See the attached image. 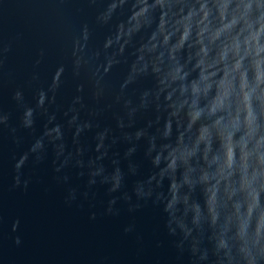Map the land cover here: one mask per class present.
<instances>
[{"label":"water","instance_id":"obj_1","mask_svg":"<svg viewBox=\"0 0 264 264\" xmlns=\"http://www.w3.org/2000/svg\"><path fill=\"white\" fill-rule=\"evenodd\" d=\"M223 2L0 0V264H264V83L251 56L241 62L256 87L243 190L239 147L222 179L211 129L239 110L233 140L246 130L237 74L227 111L206 110L244 55L243 43L239 56L220 60L222 50L245 20L264 25V0H227L221 19ZM202 72L216 75L193 122Z\"/></svg>","mask_w":264,"mask_h":264},{"label":"clouds","instance_id":"obj_2","mask_svg":"<svg viewBox=\"0 0 264 264\" xmlns=\"http://www.w3.org/2000/svg\"><path fill=\"white\" fill-rule=\"evenodd\" d=\"M228 8L227 0L219 5V13L221 19H223L226 11ZM237 23V18L233 17L227 25H224L221 29H219L214 35L213 39L217 38L222 32L231 30L235 27ZM259 23V21H257ZM247 31L248 35L244 37L243 41L239 40V35ZM264 32V25H261L256 28L255 31H252V24L245 20V26L241 29L240 33H237L236 37L232 38L231 45L228 48L222 50L220 55V60H224L227 56L228 52L231 51L233 56H239L240 54V45L243 43L244 45V55L240 56V59L235 60V63L232 64L231 68L224 69V75L221 80L217 84V95L215 98L210 101L207 106V115L208 117L216 116L217 113L226 112L228 109L227 101L230 95L233 92V80L236 79V76L233 74L238 75V87L240 92L241 102L243 104V111H244V119H243V126L246 129L244 134L240 137L238 141H234L233 137L236 132L240 131L241 129V120L239 118V110L237 111L236 116H232L230 113L228 118L226 119L224 116H220L219 118L215 119L211 125V129H215L218 137L221 140V148L223 150L224 156V163L223 166L218 169L217 175L220 176L222 179L227 180L232 173L229 171L227 176H224L223 173L225 169H231L233 165V158H234V150L239 147L241 152V184L240 188L243 190L247 184L249 183V179L246 175L247 169L244 164L248 153L245 151L247 145L255 133L254 122L255 116L252 112L251 107V99L253 93L256 91V87H259L261 83H264V60L260 58V54L264 52V45L259 43V39L261 33ZM251 56V62L249 65L250 70L253 73V80L256 87L249 88V81H248V69L242 70V61L246 57ZM211 67V65H209ZM216 75L215 72L210 73L209 75H204L203 72L201 73L200 81L204 84V87L201 89L198 87L197 84L192 85V93L196 99H193L192 108L193 111L191 112V119L195 122L205 111V109H197V100L200 95H207L209 89L211 88V84L207 83L211 79L212 76ZM231 77V78H230ZM247 89V91H246ZM203 142L205 144V151H208L209 144L211 142V131L209 127H202L199 132V136L197 137L196 144ZM259 146V141H257V147ZM195 149H193L194 153ZM190 153V154H193ZM216 158H213V162H215ZM254 178V177H253ZM203 179L207 180V176L203 177ZM217 184H219V180H217ZM227 190V189H226ZM211 195L209 196V205L213 206L215 203V186L212 189H209ZM233 192H229V196L233 195ZM255 201V197H253ZM254 204L249 206L246 209L245 220L243 225L241 226V231L244 230L248 226V222L252 216ZM237 212L239 211L240 205H235ZM211 210V207H210ZM261 229H264V217H258L256 221V233L257 235L260 233Z\"/></svg>","mask_w":264,"mask_h":264}]
</instances>
